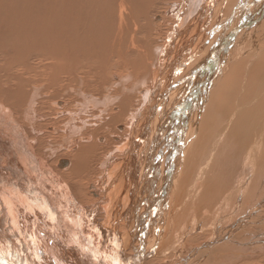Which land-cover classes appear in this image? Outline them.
Returning <instances> with one entry per match:
<instances>
[{
	"label": "bare ground",
	"instance_id": "1",
	"mask_svg": "<svg viewBox=\"0 0 264 264\" xmlns=\"http://www.w3.org/2000/svg\"><path fill=\"white\" fill-rule=\"evenodd\" d=\"M234 257L264 260V0H0V264Z\"/></svg>",
	"mask_w": 264,
	"mask_h": 264
},
{
	"label": "rangeland",
	"instance_id": "2",
	"mask_svg": "<svg viewBox=\"0 0 264 264\" xmlns=\"http://www.w3.org/2000/svg\"><path fill=\"white\" fill-rule=\"evenodd\" d=\"M147 83H148V82H147ZM147 83H146V85H149V83H148V84H147ZM249 240L253 241V238H250V239L247 238V240H244L243 242H245V241L248 242ZM239 241H240V240H239ZM253 243H254V242H253ZM233 244H234V243H233ZM240 244H241V242H240V243H237L236 245H232V246H231V247H233V248L236 247V248H235V249H236V251H235L236 253H235V254H236V255H237L238 253L241 254V253H242L241 251H244L245 249H247L248 252L245 250V251H244L245 253L243 252V253H244L243 256L247 253V256H246V255H245V256L247 257L248 260H251V258L249 257V255L251 254V251H252V250H251V249H248V248H245V247L243 248V245H242V248H241V245H240ZM244 244H245V243H244ZM254 244H255V243H254ZM238 246H240V247H238ZM254 246H255V245H254ZM254 246H253V247H254ZM238 248H240V250H239ZM242 249H243V250H242ZM238 250H239V251H238ZM253 251H254V250H253ZM240 252H241V253H240ZM230 253H231V254L234 253V249H231V250H230ZM248 254H249V255H248ZM239 256H240V258H244L243 256L241 257V255H239ZM237 257H238V255H237ZM235 258H236V257L233 258V261H232L231 263H229V260L226 258V260H225V262H224L223 264H228V263H229V264H235V263L237 264V262H235V260H236ZM240 258H239V259H240ZM245 259H246V258H244V260H242V261H245ZM247 259H246V261H247ZM262 260H263V259H259V260H257V261L255 260V261H256L257 263H263L264 260H263V261H262ZM238 261H239V260H238ZM256 262H255V264H257ZM250 263H251V262H250Z\"/></svg>",
	"mask_w": 264,
	"mask_h": 264
}]
</instances>
